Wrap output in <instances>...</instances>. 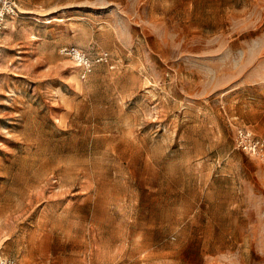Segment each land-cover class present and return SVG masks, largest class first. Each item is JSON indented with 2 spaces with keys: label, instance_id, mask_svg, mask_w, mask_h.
Instances as JSON below:
<instances>
[{
  "label": "rangeland",
  "instance_id": "1",
  "mask_svg": "<svg viewBox=\"0 0 264 264\" xmlns=\"http://www.w3.org/2000/svg\"><path fill=\"white\" fill-rule=\"evenodd\" d=\"M19 5L0 264H264V155L236 143L264 138V0Z\"/></svg>",
  "mask_w": 264,
  "mask_h": 264
},
{
  "label": "built area",
  "instance_id": "2",
  "mask_svg": "<svg viewBox=\"0 0 264 264\" xmlns=\"http://www.w3.org/2000/svg\"><path fill=\"white\" fill-rule=\"evenodd\" d=\"M20 0H0V48L3 43V36L6 29L8 28V22L20 16ZM73 53L81 62L84 75L92 70V60L79 49H73ZM237 146L246 151L258 153L264 155V138L256 137L251 130L248 128H238L236 135ZM8 263L7 261H5ZM9 264H19L17 262H10Z\"/></svg>",
  "mask_w": 264,
  "mask_h": 264
},
{
  "label": "crops",
  "instance_id": "3",
  "mask_svg": "<svg viewBox=\"0 0 264 264\" xmlns=\"http://www.w3.org/2000/svg\"><path fill=\"white\" fill-rule=\"evenodd\" d=\"M5 36V35H4ZM4 36H3V39H4ZM0 53H1V50H0Z\"/></svg>",
  "mask_w": 264,
  "mask_h": 264
}]
</instances>
